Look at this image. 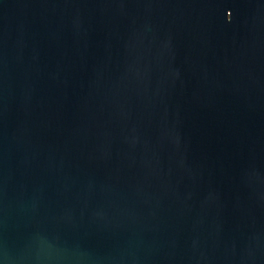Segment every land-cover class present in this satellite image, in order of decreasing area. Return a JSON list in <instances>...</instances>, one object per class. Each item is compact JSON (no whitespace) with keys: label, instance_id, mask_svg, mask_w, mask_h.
Segmentation results:
<instances>
[{"label":"water","instance_id":"water-1","mask_svg":"<svg viewBox=\"0 0 264 264\" xmlns=\"http://www.w3.org/2000/svg\"><path fill=\"white\" fill-rule=\"evenodd\" d=\"M0 264H264V0H0Z\"/></svg>","mask_w":264,"mask_h":264}]
</instances>
